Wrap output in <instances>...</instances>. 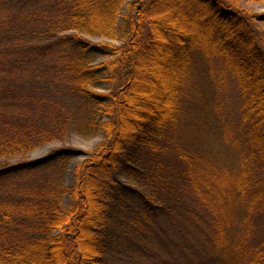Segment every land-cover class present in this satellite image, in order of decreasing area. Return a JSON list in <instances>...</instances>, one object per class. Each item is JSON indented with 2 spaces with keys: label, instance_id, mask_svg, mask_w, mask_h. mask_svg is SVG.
Instances as JSON below:
<instances>
[{
  "label": "trees",
  "instance_id": "16d2710c",
  "mask_svg": "<svg viewBox=\"0 0 264 264\" xmlns=\"http://www.w3.org/2000/svg\"><path fill=\"white\" fill-rule=\"evenodd\" d=\"M0 5V264H264V12L239 0ZM201 56L238 80L235 136L184 134ZM74 133L104 140L69 187L73 148L27 158Z\"/></svg>",
  "mask_w": 264,
  "mask_h": 264
},
{
  "label": "rangeland",
  "instance_id": "374dc122",
  "mask_svg": "<svg viewBox=\"0 0 264 264\" xmlns=\"http://www.w3.org/2000/svg\"><path fill=\"white\" fill-rule=\"evenodd\" d=\"M240 4L250 11L251 14H261L264 12V3H254L249 0H239ZM1 8V5H0ZM129 13L125 8L122 12L123 16ZM258 26L264 30V25L258 23ZM92 42L98 43L103 41V38L86 36ZM105 41V40H104ZM103 41V42H104ZM118 45L119 42H116ZM205 54V53H200ZM104 58H99L101 62ZM161 63V59L157 64ZM158 68V67H157ZM162 73L156 69L153 74ZM151 87H157L155 81H149ZM107 84H102L98 89L100 92H105ZM186 107V119L184 134L189 138L205 137L208 134H226L228 137L237 135V126L240 118L241 95L238 80L233 75L232 71L225 67L219 58L199 57L198 68L194 79L190 82V95ZM212 126L205 130V125ZM104 140L103 136L99 135L94 138H84L77 134H72L66 142L55 141L45 147L30 154L29 160H45L54 152L65 148H73L75 154L73 161L70 163L68 172L65 175L66 184L69 187L75 183V173L77 168L88 158L87 153L96 148ZM207 148L215 149L217 144L211 138L204 141ZM221 146V143H220ZM17 160H13L15 163ZM50 172H46L48 175ZM44 172L39 173L43 175ZM124 180H126L124 178ZM71 202V197L66 196L64 203L68 207Z\"/></svg>",
  "mask_w": 264,
  "mask_h": 264
}]
</instances>
